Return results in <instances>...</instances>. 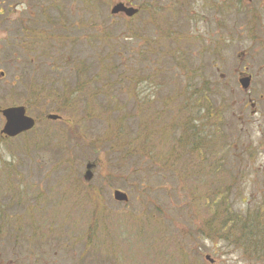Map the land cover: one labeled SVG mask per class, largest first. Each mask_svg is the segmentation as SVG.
<instances>
[{"label":"rangeland","instance_id":"obj_1","mask_svg":"<svg viewBox=\"0 0 264 264\" xmlns=\"http://www.w3.org/2000/svg\"><path fill=\"white\" fill-rule=\"evenodd\" d=\"M42 3L43 20L29 10L27 59L0 65V109L22 106L36 122L34 133L0 138V264H264V0H136L129 19L111 16L127 4L112 0L86 25L78 1ZM145 10L158 18L151 27ZM110 22L139 36L108 38ZM83 64L98 77L126 66L107 93L118 125L74 93ZM164 70L175 71L165 82ZM43 82L58 115L20 85Z\"/></svg>","mask_w":264,"mask_h":264},{"label":"trees","instance_id":"obj_2","mask_svg":"<svg viewBox=\"0 0 264 264\" xmlns=\"http://www.w3.org/2000/svg\"><path fill=\"white\" fill-rule=\"evenodd\" d=\"M62 1L63 0H60V3L59 4H61ZM76 1H78L82 5L83 11H81V12H83V16H84V14L87 15L85 17L86 21L84 23L86 25V24H90L92 18L94 17V13H92L93 11H95L94 10V7H96V6L98 7L99 5L100 6L101 5L107 6V5H109V2H111L112 0H76ZM134 1H136V0H126V2L128 4L130 3L131 5L133 4L132 2H134ZM138 4H140L143 7H147L144 2H141V3H138ZM174 4H175V6H180L178 4V2H174ZM97 7H96V9H97ZM52 8H54L55 10H57L56 11V14L58 15V20L60 21L59 16L63 18V10H62V8L61 7L56 8L54 5H53ZM167 11L169 13L171 12L170 9H167ZM144 12L146 14L145 13H142V14H145V16H146L145 18L146 19L148 17L147 22L150 23V27H151L152 26V22L153 21H156L158 18H156V19H150L149 18L150 16L148 14L149 12L146 11V10ZM170 15H173L174 16V13L172 12V13H170ZM175 19L176 18H174V20ZM119 24H111V22H110L106 26L105 25H101V27H102L101 28V31L107 32L108 33V38L109 37L111 38V36H117V39L118 40H121V42L123 40H126L125 38H128L130 36H132L131 38H137V36H139L138 33H134L133 35H130L129 36L128 31L126 32V29L125 28L122 29V27L119 28V31L115 32L116 31L115 28L116 27H119ZM95 26H96V24H95ZM103 29H105V30H103ZM63 31L65 32V29L64 28H63ZM96 32H100V31L96 30ZM102 35H103V39H108L104 33H102ZM147 42H150V39H148ZM152 54L154 55V53H151V55ZM140 55H141L140 58H142V60H144V62L147 61V60H149V59L146 58V57H149V56H145V53L143 51H140ZM124 62H126V61L124 60ZM82 63H84V62H82ZM90 66H95V63L94 64H91ZM90 66L86 67L83 64L82 67H81V69L79 67V69H78V71L80 70L79 72L78 71H75L74 74H76V76H75L74 79H71V80H73V83L72 84L75 86L74 93L75 94H78L79 92H81V94H84L85 95L84 97L88 98V104L90 102H92L93 99H94V102L95 101H99L103 106L105 105L104 106V109H109L110 108L111 110H110V112H108L109 119H110V114H111L112 117L114 118V121L118 125V121H120L121 118H120V116L113 115V110L115 109V104L114 103L111 104V102L113 100V97L112 98H109V94H107V93H108V89L111 87V82H112L113 77H118L121 80L120 81L121 84L123 83V81H125L123 79L122 75L123 76H125V74L128 75L127 68H126V66L124 67L121 64V71H120V73L115 74L116 73L115 70H117V69L114 68V69H111L110 70V72H109L110 76H100V77H98V75H96L95 73L92 72V69H91ZM145 69L147 70V68H145ZM180 70H185V71H189L190 72V69L189 68L180 69ZM174 73H175V71H173V70L160 71V73H159V80L165 82V80L166 79H169L172 75H174ZM112 74H115V75H112ZM45 83L46 82H43V84L40 85V86H38L36 84L32 86L31 83H25V85L24 84H20V85H22L24 87L26 86L29 90H31V89H34L35 90V93L32 95L33 99L35 100V103H33V105L36 106V102L37 101H44L43 103H45V104L51 102L52 103L51 111L54 110L53 113H55V114L58 115V113L60 111L62 112L63 108H60L59 106H58L59 107L58 109L52 108V107H54V105H57V103H56V101H51L52 99L50 100L51 95L54 94V93H53V91H51L45 85ZM57 84L66 85L63 80H60L56 84H52V86L53 85H57ZM208 84H209V82H208ZM208 84L206 85L207 87H208ZM158 86H159V84L157 82V88H158ZM210 86H211V82H210ZM90 88H91V91L92 92L90 93V97H89L88 95H86L85 90H89ZM209 95L210 96H213L214 95L213 92H212V90H210ZM194 97H195V94L194 93L191 94V98L194 99ZM40 98H42V99H40ZM102 98H104V101L102 100ZM123 98H124V96L122 97V99ZM123 104L125 106L121 107V109H120L121 111L123 109H126L127 108V104H125V103H123ZM122 115L125 116V117H129L128 112H124ZM36 119H38L37 120L38 123H39V120H41V119L44 120V114L41 115L40 117L37 116ZM56 124H59V123H56ZM34 132H35V130H33L31 133H34ZM117 137H119V136L117 135ZM111 152H113L112 149H111ZM130 154H131V152H130ZM123 158H124L125 163L126 162L131 163V161H132L130 158H127L126 155Z\"/></svg>","mask_w":264,"mask_h":264},{"label":"flooded vegetation","instance_id":"obj_3","mask_svg":"<svg viewBox=\"0 0 264 264\" xmlns=\"http://www.w3.org/2000/svg\"><path fill=\"white\" fill-rule=\"evenodd\" d=\"M30 5L25 6V0H0V33L3 36L0 38V65H10L14 61L10 60L9 57L27 59V52L31 49V44H29V39L32 34L29 33L28 25L32 19L29 15V10L35 9L38 11L41 19H44V11L42 0H29ZM46 4V3H45ZM49 10L53 12V26H58V15L52 6ZM36 15V16H37ZM52 16L49 17L51 19ZM56 29V28H55ZM54 30V28H53ZM10 38L9 42L6 39ZM25 61V60H24ZM26 62V61H25ZM4 80V72H0V81ZM18 83L17 77L13 76V81L11 85ZM2 110V109H0ZM1 139H6L5 137H0ZM9 139V138H7Z\"/></svg>","mask_w":264,"mask_h":264},{"label":"water","instance_id":"obj_4","mask_svg":"<svg viewBox=\"0 0 264 264\" xmlns=\"http://www.w3.org/2000/svg\"><path fill=\"white\" fill-rule=\"evenodd\" d=\"M137 9L129 6L126 7L123 3H118L113 6L111 10V15H118V13L123 14L126 17H132L137 13ZM250 83V77H242L239 80V85L243 90H248ZM0 114L3 117L5 124L1 129V135L9 138H16V136L27 133L35 126V121L28 117L25 114V109L23 107H15V108H5L4 110H0ZM46 119L50 121H59V117L53 114H48ZM94 169V163H87L85 165V173L83 175V179L89 181L92 178V173ZM113 200L115 202L127 203V196L121 192L116 190L113 194ZM207 258V257H206Z\"/></svg>","mask_w":264,"mask_h":264}]
</instances>
